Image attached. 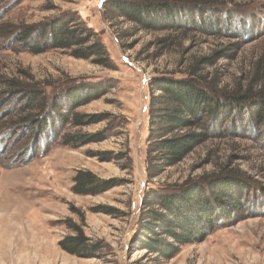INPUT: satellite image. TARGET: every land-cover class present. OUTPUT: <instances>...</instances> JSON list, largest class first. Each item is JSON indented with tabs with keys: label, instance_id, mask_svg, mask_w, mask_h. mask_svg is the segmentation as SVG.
I'll return each instance as SVG.
<instances>
[{
	"label": "rangeland",
	"instance_id": "rangeland-1",
	"mask_svg": "<svg viewBox=\"0 0 264 264\" xmlns=\"http://www.w3.org/2000/svg\"><path fill=\"white\" fill-rule=\"evenodd\" d=\"M184 1L177 26L148 29L118 16L113 0H0V264H264V124L254 131L250 113L243 118L234 112L235 120L220 124L227 135L199 145L156 177L147 175L151 79L206 76L229 94L248 86L264 58V0H217L212 8L195 6L205 0ZM68 28L76 34L68 37L72 46H54ZM98 42L106 63L99 60L103 53L91 54ZM237 42L242 47L235 55L222 54ZM36 44L47 49L33 51ZM79 47L88 57L75 55ZM8 80L39 83L52 103L74 87L105 93L76 107L97 116L80 125H63L60 114L67 111L50 102L41 119L54 115L53 132L31 152V145L23 149L25 130L14 123L22 116V96L5 94ZM65 134L80 136L79 143L66 144ZM225 169L245 172L250 189L245 208L233 211L231 222L218 220L204 239L181 245L172 258L139 243L150 210H165L149 205L150 194L169 185L192 179L204 186L176 206L185 220L203 213L207 200L224 212L227 198L212 196L211 183L199 180ZM79 171L112 187L76 193L73 178ZM73 226L97 244L96 253L80 256L61 247L60 241L74 234ZM165 236L158 231L151 237L165 241Z\"/></svg>",
	"mask_w": 264,
	"mask_h": 264
},
{
	"label": "trees",
	"instance_id": "trees-1",
	"mask_svg": "<svg viewBox=\"0 0 264 264\" xmlns=\"http://www.w3.org/2000/svg\"><path fill=\"white\" fill-rule=\"evenodd\" d=\"M215 1L217 0H205L203 3L196 1L195 6L197 8L217 7L216 4H213ZM185 2L184 0H113L112 9L119 11L118 16L126 17L141 27L167 29L177 26L175 20L181 14L182 10L179 9L185 6ZM24 34L27 35L25 32ZM23 35L22 39H24ZM72 35L74 38L76 37L75 30L72 28L66 29L65 35L60 34L53 45L72 46L68 43V37ZM82 39H75L74 43H80ZM37 45L40 44L34 45L33 51L41 52L47 49L41 46L36 48ZM232 45L233 49L228 47L227 51L225 50L222 54L233 56L242 47V44L238 42ZM90 50H92L91 54L103 53L99 60L106 63V50L101 43H96ZM84 51L83 47L76 48L75 55L77 57H88L89 54H85ZM263 62L264 58L257 62L246 88L238 87L233 93L229 94L222 93L223 91L211 85L206 76L190 78L162 76L151 79L150 88L152 92L150 96L149 137L146 158V170L149 178L159 175L165 167L178 164L196 147L206 141L227 135V130L223 129L220 124L224 120H235L234 112H239V117L243 118L250 113L251 121L249 123H251L252 129L254 131L263 129ZM8 81L11 87L8 91L6 90L7 92L5 91V94L12 93L15 97L22 96V116L14 123L15 125H22L25 130L22 138L26 139L22 141L26 148L23 147V149H28L31 145L32 152L35 150H33V146L37 147V143L40 142L39 140L42 137H48L49 130L53 132V129L50 128L55 125L53 122L54 115H48L43 121L41 119L42 115L47 112L52 97L49 95L50 92L43 86L41 87L39 83L20 85L14 80ZM206 85H209L210 88ZM255 86L258 87L256 91L253 88ZM104 93L98 87H74L66 93L56 96L54 102L51 103L57 109L67 111L66 115V112L60 114V118H63V121H61L63 125L64 123L65 125L67 123L80 125L94 122L97 116L76 112V107L97 99ZM248 127L245 128L247 131ZM229 132L233 133L232 131ZM79 138L80 136L75 134H65L63 141L66 144L76 145L79 143L77 141ZM225 171L199 180L204 181V183H211L209 185H212L213 188L212 196L216 197L219 194L217 198L221 195L227 198L221 208L224 212L219 211V208L215 209L207 200L206 206L202 210L203 213L200 212L192 221L185 220L177 212L176 206L181 200L197 194V189L204 191V186L200 185L198 180L192 179L175 186L169 185L163 188L164 190L167 189L166 191H155L150 194L149 205H161L165 210H150L152 213L149 212L146 217V224L143 228L145 234L138 238L139 243L163 257L172 258L179 252L181 245L199 237L204 239L205 231L213 230L221 223L218 220L225 219L227 222H231L233 211H241L242 207L245 208L246 204L243 197L250 189L244 183L245 172L239 170L228 171V169H225ZM73 180V190L79 194H96L112 187V184L99 179L90 171H79ZM216 181L217 183L214 184ZM186 190L188 191L185 192ZM209 198L208 196L204 197V199ZM218 212H221L222 215ZM216 215L219 217L216 218ZM73 227L74 234L65 236L60 241L61 247L72 254L80 256L90 257L91 253H96L98 251L97 244L90 243L80 228ZM158 231L160 235H166L165 237L168 240L165 239L164 241L163 238L158 241L157 238L151 237L156 236ZM169 239H173L176 243L169 241Z\"/></svg>",
	"mask_w": 264,
	"mask_h": 264
}]
</instances>
